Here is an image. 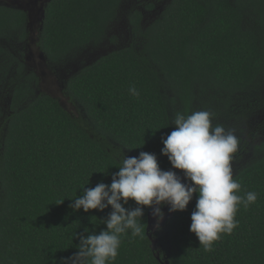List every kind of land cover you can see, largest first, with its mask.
<instances>
[{"label": "trees", "instance_id": "trees-1", "mask_svg": "<svg viewBox=\"0 0 264 264\" xmlns=\"http://www.w3.org/2000/svg\"><path fill=\"white\" fill-rule=\"evenodd\" d=\"M120 1L51 3L39 36L48 59L70 58L72 49L100 39ZM170 2L151 24L147 45L103 57L69 79L66 92L80 115L40 93L37 78L26 74L22 63L15 77L10 75L14 55L0 46V88L15 84L0 151V264H72L68 258L79 244L73 234L106 229L103 220L112 209L84 212L71 204L98 182L110 185L123 156L152 153L160 169L169 171L161 137L174 130L176 114L210 111L213 126L222 125L221 112L207 109L221 98L226 108L239 106L235 118L247 121H234L247 126L249 115L241 107L258 94L260 106L264 104V0ZM9 13L16 17L10 24L5 19ZM25 19L18 9L0 7V38L9 41L17 30L24 42ZM132 22L139 19L132 17ZM133 85L138 99L128 92ZM222 112L229 127L231 111ZM259 156L234 177L242 185L239 194L255 191L257 201L240 207L239 226L222 235L213 251L205 252L189 231L198 198L194 193L186 210L158 226V250H152L147 229L143 238L129 231L112 264H163L164 256L169 264H264V142ZM124 207L136 205L129 200ZM149 209L141 218L145 228Z\"/></svg>", "mask_w": 264, "mask_h": 264}, {"label": "clouds", "instance_id": "clouds-1", "mask_svg": "<svg viewBox=\"0 0 264 264\" xmlns=\"http://www.w3.org/2000/svg\"><path fill=\"white\" fill-rule=\"evenodd\" d=\"M128 92L137 99L140 97L134 85ZM213 117L210 111L187 116L178 113L172 121L174 130L166 138L161 137V155L167 157L173 169L182 170L185 180L191 183H182L174 171L161 170L156 155L142 151L137 157L123 156L110 185L98 182L74 199L73 210L103 211L109 206L112 210L103 220L106 229L98 234H73L79 244L78 251L68 258L72 264H112L119 254L122 236L130 231L133 236L144 237L146 224L141 219L144 208H151L159 221L163 217L161 205L167 204L169 212L184 211L194 193L198 198L190 216L189 231L196 236L199 246L211 252L222 235L233 233L239 226L236 214L240 207L247 209L254 204L258 193L239 194L242 185L234 179L232 168L239 139L233 130L220 124L213 126ZM129 200L136 207H124Z\"/></svg>", "mask_w": 264, "mask_h": 264}, {"label": "flooded vegetation", "instance_id": "flooded-vegetation-1", "mask_svg": "<svg viewBox=\"0 0 264 264\" xmlns=\"http://www.w3.org/2000/svg\"><path fill=\"white\" fill-rule=\"evenodd\" d=\"M54 1H56V0H38V3H39V5L44 3V13L46 14L49 11L51 3H53ZM130 1L131 0H121L120 1L119 6L116 10L117 13H116L115 17L112 18L108 22L106 29H104L103 36L100 37V39H98L96 42H89L88 44H86L85 46H83L81 48L72 49L71 52H69L70 54H74V53L87 51L85 56H87L89 58H87V59L85 58V60H88V63H84L74 73L69 75L64 83H63L60 76L55 75V77H58L60 79L59 84L61 86V89H59V94L61 96L57 98V97L50 94V96L53 99L57 100L61 104H63V102H65V104H67V106L68 105L72 106V109H74V105H77V104H76V102L70 100V98L68 97L67 92H66L67 83H68L69 79H71L74 75L78 74L85 67L90 66L93 63H96L98 60H100L103 57L110 56L113 53L118 52V51L131 49L133 46L141 45L143 47V46L147 45V42H148V35L147 34L149 32V28L151 27V24L154 23L155 20H157L158 18H160L164 14V12L168 8V5L171 3V2H169L168 5H162L161 2L164 3V1H160V0H135L134 3L132 4ZM126 3H127V6H126ZM122 5H124V7L126 6L125 12H124V10H121L118 12L119 7ZM136 6H138V8ZM0 7L9 8L10 10H17L15 8L6 7L3 5ZM132 17L139 19L138 24L134 25V23L132 22ZM25 18H26V15H25ZM120 18H123V20L125 22H128V25H129V38H128V40H126V44L122 45V46H118L119 43H116L112 46V49L110 51L104 53L103 55L95 54L94 57L92 58L91 50H93L99 43H101V41L105 37L104 35H105L106 31L109 28V25L114 20H117ZM145 20H148V21L146 22V24L144 26H142V24ZM43 21H44V19H43ZM24 25H25V32H26V19L24 21ZM113 26H111L110 30L112 29ZM38 29H36V31L38 32V36H40L42 31H43V22L41 24H38ZM5 40L6 39L0 38V45H5V48L7 50H9V52L11 54L14 55L13 56L14 59L11 63V67H9L7 70L14 69V71H16V69L18 68V62L22 63L23 66H25V63L23 61L24 49L20 48V46H22V45L24 46L26 44H25V42H20L18 40V31L17 30L13 31V37L11 40H9V41H5ZM139 42H141L142 44L141 43L139 44ZM31 44L33 45L35 50L39 51V52H37L38 57L40 56L41 53H43L44 58L48 60L49 64L52 67L56 66V64L58 62H52L50 59H48L45 52L41 49L40 41L38 38L32 39ZM28 47H29L28 45L24 46V48H26V50L28 49ZM142 47L140 49H142ZM20 49L23 52H21ZM2 80H3V78H2ZM54 87H57V86L54 85ZM14 88H15V84L5 85V86H2V88H0V98H1V95L7 91V89H12L10 91L11 95H9L8 97H4L2 100H0V105H1L2 101H7V107H9V105L12 101V94H13ZM57 92H58V88L52 90V94H56ZM35 93H37V92L35 91ZM217 101H221L222 103L219 106L209 105V106H207V109L212 106L213 107L212 110L218 109L221 112L220 116H219L220 120L218 122L223 124V126H226V123H225V119L223 118L224 113L222 111L225 112L226 110L230 109L232 117H231V119H229V120H231V123H230V126L227 127V129L233 130L235 135L239 139L238 150L236 153L233 154V160H232V168H233V173H234V177H235L243 168H245L247 165H249L252 161H255L256 159L260 158L259 146L261 145L260 144L261 140H264V126H260L261 122H262L261 118H259L258 121H256L254 119H251L253 117H249V116H248V119L255 121V123L257 124L256 126H254L253 128H251L249 130H246L247 126H244V125L238 126L234 121V120H237L234 115L239 113V111H238L239 106L236 104H232L226 108V107H224L223 101L221 98H218L214 102L216 103ZM257 102H258V98L253 99L251 103L245 104L244 106L241 107V112L243 113L244 107H252V108L259 107ZM67 111L72 113V110H67ZM3 118H4V116L1 118L2 127H1V132H0V151H1V146L3 145L2 141L4 139V136L6 135V130H5V127L3 126ZM263 120H264V118H263ZM248 122H249V120H248ZM241 129H244V130H241ZM171 171H174V169L172 168ZM177 172H178L177 175H179L181 177L182 183L183 182L191 183L190 181L185 180L182 170L177 169ZM160 207H161V211H162L163 217H164L166 212L169 211V206L167 204H163ZM163 209H164V211H163ZM160 220H159V222H160ZM156 230H157V235H158L159 234L158 231L160 230L159 227H157Z\"/></svg>", "mask_w": 264, "mask_h": 264}, {"label": "rangeland", "instance_id": "rangeland-1", "mask_svg": "<svg viewBox=\"0 0 264 264\" xmlns=\"http://www.w3.org/2000/svg\"><path fill=\"white\" fill-rule=\"evenodd\" d=\"M10 1L11 0H0V6L3 5V6L12 8L13 5H11ZM134 1L135 0H131L130 2L133 4ZM169 2H170V0H164V3L161 2V4L162 5H168ZM126 6H127V3H126ZM126 6L125 7H124V5L120 6L118 9V12L121 10H124V12H125ZM136 7L138 8V6H136ZM14 14L15 13H9V15H7V18H5L6 22H8L10 24V22L15 20L16 17L14 16ZM147 21L148 20H145L143 22L142 26H144ZM26 25H27V22H26ZM111 26H113V27L110 30ZM36 29H38V24L33 20L30 22V29L29 30L26 29V38L24 40L25 44L28 45L29 47L26 50V48H24V46H26V45L20 46V48L24 49V56H23V61L25 63L24 71L26 74H34V76L37 78V80H38L37 87L39 88L40 93H44L47 95L51 94V95L58 98L61 96L59 94V89H61V86L59 84L60 79L58 77H55V75L60 76L63 83H64L69 75L74 73L84 63H88V60H85V58L87 59L89 57L85 56L87 51L74 53V54H72V56L70 58L59 61L55 67H52L49 64L47 59L39 58L37 56V52H39V51L35 50V48L31 44L32 39H35V38L39 39L38 32L36 31ZM104 36L105 37L103 38L101 43H99L93 50H91L92 58L94 57L95 54L103 55L104 53L110 51L112 49V46L116 43H119L118 46L125 45L126 40H128V38H129L128 22H125L123 20V18L114 20L109 25V28L106 31ZM0 46L5 49V45H0ZM20 51H21V49H20ZM21 52H23V51H21ZM8 73L15 77L14 69L8 70ZM54 85H56L57 87H54ZM57 88H58V92L56 94H52V90L57 89ZM262 89L264 90V86L261 87V90ZM10 91L11 90H7L6 92H4L1 95L0 100H2L4 97H8L10 95ZM258 97L259 98H258L257 104L259 107H256V108L244 107V111H243V112L247 113V116L249 115V117H253L251 119H254L256 121H258L259 118H261V120H263V118H264V104L260 106V95L259 94H258ZM221 103H222L221 101H217L216 103H214V106H219ZM63 107L66 108L67 110H72V113L69 112L72 115H80V112L78 110L79 108H77L76 105H74V109H72V106H69V105L67 106V104H65V102H63ZM196 107H197V104L195 105V108ZM0 108L2 109V112H0V129H1V127H2L1 118L6 114V111L8 109L7 101H2ZM237 120H246L247 121V119H245L244 117L237 118ZM242 124L243 123L241 121H238V123H237L238 126H242ZM256 125L257 124L255 123V121H252L249 119V124L247 125L246 130L251 129ZM227 127L228 126H225V129H227ZM263 142H264V140H261L260 144H262ZM155 238L157 239V237H155ZM164 258H166V256H164Z\"/></svg>", "mask_w": 264, "mask_h": 264}, {"label": "water", "instance_id": "water-1", "mask_svg": "<svg viewBox=\"0 0 264 264\" xmlns=\"http://www.w3.org/2000/svg\"><path fill=\"white\" fill-rule=\"evenodd\" d=\"M11 5H13L12 8L18 9L25 13L26 15V29H30V22L35 21L37 24H41L43 22V19L45 17L44 13V3L39 5L38 0H11ZM39 58H44V54L41 53ZM50 96V95H49ZM59 104L63 107V104L59 102ZM64 108V107H63ZM65 109V108H64ZM164 211V209H163ZM174 212L167 211L164 217L160 220V222L157 220L156 217L152 215V209L150 208L147 214L148 221H147V234L149 236V240L152 245V250H158V240L154 237V234L156 232V228L159 226L161 227L167 219L171 218ZM159 259V257H157ZM160 260V259H159ZM163 264H169L167 261V258H164Z\"/></svg>", "mask_w": 264, "mask_h": 264}]
</instances>
